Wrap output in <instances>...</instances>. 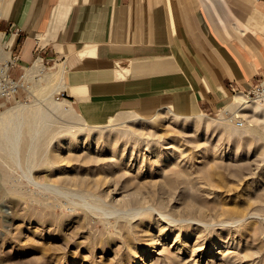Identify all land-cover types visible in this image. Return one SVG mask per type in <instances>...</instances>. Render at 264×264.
<instances>
[{
    "label": "rangeland",
    "instance_id": "1",
    "mask_svg": "<svg viewBox=\"0 0 264 264\" xmlns=\"http://www.w3.org/2000/svg\"><path fill=\"white\" fill-rule=\"evenodd\" d=\"M10 45L0 31V64ZM45 66L0 107L49 119L44 154L26 156L27 134L17 151L0 149V264H264V97L238 117L225 107L232 96L195 114L163 106L94 126L54 91Z\"/></svg>",
    "mask_w": 264,
    "mask_h": 264
},
{
    "label": "crops",
    "instance_id": "2",
    "mask_svg": "<svg viewBox=\"0 0 264 264\" xmlns=\"http://www.w3.org/2000/svg\"><path fill=\"white\" fill-rule=\"evenodd\" d=\"M0 31L19 55L11 74L41 58L94 126L217 109L264 74V0H0Z\"/></svg>",
    "mask_w": 264,
    "mask_h": 264
},
{
    "label": "bare ground",
    "instance_id": "3",
    "mask_svg": "<svg viewBox=\"0 0 264 264\" xmlns=\"http://www.w3.org/2000/svg\"><path fill=\"white\" fill-rule=\"evenodd\" d=\"M259 104H260V102L257 103V102L251 101V99L247 98L246 95L243 94V92H238V93L235 94L233 101L229 105H227L226 107L233 108V111H234L233 112V116L238 117L239 114H241V115H245L246 114V113L240 112L243 109L251 110V111H253V113H256L260 109L259 108ZM27 107L28 106H26V105H22V104L18 103L15 106L14 110H9L8 109V110L0 112V149H2L3 151H6L7 155L12 153L13 150H15V149H16L15 151H17V148H19L18 144L21 143V140H20V138H22L21 135L23 136L24 134H27V136H28V137L25 136L26 140L24 141L26 151H28L26 156L28 157V155H32L31 158H36L37 156L34 157V155H36L38 153L40 147H41L40 153H43V151H42V147L43 146H41V145L44 144V143H42V140L44 138L41 139L43 137V135H41V132L43 133L45 131V128H46L45 125L47 124V121L49 120L48 119V114H47V112L43 111L42 109L38 108V109H35V110H29ZM53 109H55L56 111H60L61 110L59 104H54L53 105ZM222 127H223L225 132L231 130V129H229L228 124H226V123H222ZM39 141H40V143H39ZM114 146H116V144ZM168 147H173V144H170L169 146H167V148ZM237 149L238 148H236L235 150L237 151ZM240 150H238V151H240ZM228 153H229V151H228ZM12 155L13 154H11L10 156L12 158H14ZM38 156L43 158V156H40V154ZM27 157H25V158H27ZM40 159L41 158H39V160ZM28 160L26 161L27 165H28ZM36 160L37 159H35V161ZM33 161H34L33 159H32V161H30L31 164H32ZM30 162H29V164H30ZM33 181L36 182V180H33ZM51 182L52 183H47V184L51 185V186H55V188H58L59 185L56 184V182L55 183H53V181H51ZM36 184H38L39 186L41 185V183L39 184L38 182L35 183V186H36ZM33 185H34V182H33ZM38 185H37V187H39ZM42 188H44V187H42ZM55 188H53V189H55ZM59 188H62V187H59ZM63 189H65V188H63ZM66 190H68V189L66 188ZM192 205H195V204H192ZM222 210L226 211V213L229 215V217H228L229 219H231V218L233 219L236 216L235 215V211L233 209L225 208V209H222ZM223 211H221L220 214L223 213ZM170 213L172 214V212H170ZM170 213L168 215L173 216ZM249 213H251V212H249ZM249 213H247V214L245 213V215H248ZM148 215L150 216L151 212H148ZM242 215H244V214H242ZM160 217H161V215H160ZM201 218H199V219H201ZM166 219H168V217ZM236 219H238V218H236ZM168 220H170V219H168ZM223 220L225 221V219H223ZM244 221H245V219H244ZM173 222H171V223H173ZM231 222H233V221H231ZM177 223L178 222L176 220L175 224H177ZM204 223H206V221ZM217 223H219V222H217ZM241 223H243V222H241ZM238 224L235 225V226H238ZM241 225H243V224H241ZM244 225H246V222H245ZM248 225H246V226H248ZM225 227L228 228L227 226H224V225L220 226L219 228L224 230ZM230 228H231V226H230ZM149 251H152V250H149Z\"/></svg>",
    "mask_w": 264,
    "mask_h": 264
},
{
    "label": "built area",
    "instance_id": "4",
    "mask_svg": "<svg viewBox=\"0 0 264 264\" xmlns=\"http://www.w3.org/2000/svg\"><path fill=\"white\" fill-rule=\"evenodd\" d=\"M18 60V53L11 50L8 59L0 64V107L15 100L20 91L27 90L35 80L46 74L45 63L38 57L27 68H23L20 74L12 75L11 69L17 65ZM243 94L249 99L264 97V74Z\"/></svg>",
    "mask_w": 264,
    "mask_h": 264
}]
</instances>
